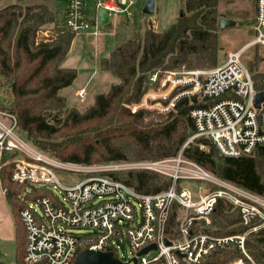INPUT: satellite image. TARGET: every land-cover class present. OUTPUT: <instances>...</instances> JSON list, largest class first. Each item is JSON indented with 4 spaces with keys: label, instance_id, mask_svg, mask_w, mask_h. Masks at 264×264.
Segmentation results:
<instances>
[{
    "label": "trees",
    "instance_id": "obj_1",
    "mask_svg": "<svg viewBox=\"0 0 264 264\" xmlns=\"http://www.w3.org/2000/svg\"><path fill=\"white\" fill-rule=\"evenodd\" d=\"M9 1L0 7V87L6 88L11 99L0 103V109L14 117L16 130L36 152L62 163L100 166L174 159L182 149L184 161L264 200V145L250 155L229 158L221 156L206 138L189 141L195 133L190 110L207 107L211 100L183 97L172 112L157 120L145 111L129 110V105L143 95L142 85L148 74L158 69L213 68L220 64L219 7L231 5L232 0H179L180 10L165 31L156 29L154 21L141 12L146 20L99 59V70L111 74L117 82L97 93L93 103L82 111L68 107L61 94L77 76L75 69L61 66L75 33L57 25L47 5ZM249 56L248 68L243 65L259 91L264 73L256 68L263 57L257 51ZM16 154H0V186L13 217L16 255L22 262L25 239L19 212L27 202L50 194L45 188H32L24 195L27 187L10 180V159ZM104 175L141 194L165 191L171 182L168 175L149 169ZM209 219L204 230L216 237L238 235L249 229L242 225L239 210L224 199L217 201ZM259 223L255 220L250 227ZM169 233L173 237L176 234L175 212L170 217ZM245 247L256 264H264V227L247 236ZM239 255L235 248H226L198 264H225ZM0 264H4L1 259Z\"/></svg>",
    "mask_w": 264,
    "mask_h": 264
},
{
    "label": "built area",
    "instance_id": "obj_2",
    "mask_svg": "<svg viewBox=\"0 0 264 264\" xmlns=\"http://www.w3.org/2000/svg\"><path fill=\"white\" fill-rule=\"evenodd\" d=\"M254 1L252 27L256 37L250 44L264 45V0ZM137 2L64 0L63 26L75 34H92L97 38L106 27L131 23ZM100 14L107 15L106 24L101 22ZM240 55L241 52H230L224 63L210 70L154 72L146 81L149 85L167 88L162 97L169 101L157 108L160 112H172L183 97L211 100L207 107L190 110L195 133L189 141L206 138L221 156L229 158L250 155L255 148L264 145V101L258 109L253 106L255 94L264 92V77L260 81L261 90L256 91ZM174 89L179 91L170 96ZM84 95L83 88L76 91L79 99ZM143 106L155 109L145 102L133 108L136 111ZM15 131L14 117L0 109V154L17 153L10 159L13 162L10 180L27 187L24 195L32 188H45L50 194L27 202L19 212L25 239L22 264H72L77 254L86 249L111 252L122 262L116 254L119 245L123 249L127 245L131 256L123 264H198L214 252L231 247L240 255L225 264H256L245 242L250 233L264 227V200L184 161L182 149L173 159L175 165L168 175L171 181L168 189L141 194L104 175L118 170V165L106 169L70 163L59 165L24 147ZM184 162L193 168L187 178L208 184L203 194L195 197L180 187ZM79 173L85 176L78 178ZM219 199L239 210L242 225L249 227L247 231L216 237L204 230L210 224L209 216ZM174 212L176 234L173 237L169 233V222ZM255 220L260 223L250 227ZM69 228H86L89 232L76 236ZM150 245L155 249L138 255Z\"/></svg>",
    "mask_w": 264,
    "mask_h": 264
},
{
    "label": "rangeland",
    "instance_id": "obj_3",
    "mask_svg": "<svg viewBox=\"0 0 264 264\" xmlns=\"http://www.w3.org/2000/svg\"><path fill=\"white\" fill-rule=\"evenodd\" d=\"M11 1L6 0L0 3V7L9 4ZM152 12L150 15H147L149 20L154 21V27L161 31H165L168 27L174 22L175 17L177 16L179 8V0H153ZM243 9L249 8L251 6V0H242ZM24 5L29 4H44L49 7L53 12L57 25L62 26L64 22V0H26ZM146 4V0H138L136 5V14L131 23H120L116 27H106L101 36L95 38L92 34L78 33L75 34V38L72 41L69 53L63 59L61 66L66 68H73L77 71V76L68 88H65L61 91V94L66 97V103L68 107H75L78 110L82 111L87 106L93 103L94 96L97 93L105 92L111 84L117 82L116 78L109 73H105L99 70L98 63L101 57H105L108 53L122 42L127 39L129 32L137 27L138 23H142L146 20V17L141 14ZM219 13L222 15L221 18H225L228 21H233L234 24H230L224 27V29L217 30L218 40H219V65L225 62L227 55L230 52H241V63L248 68L247 60L250 59L249 55H254L256 51L263 57V62L260 63L259 67L256 68V71L259 73H264V45L250 44L256 37V34L253 30V22L248 21L247 17L249 14H241V19L236 20V14H234V4L229 6H220ZM218 18V19H219ZM219 19V21H220ZM112 21V17L110 18ZM104 45L105 48L102 52L99 51L98 45ZM258 46V47H257ZM104 47V46H103ZM257 47V48H255ZM214 68V67H213ZM212 68H197V69H186L181 67L178 70H162L158 69L154 72H159L161 74L168 71H179V70H210ZM152 72V73H154ZM150 73V74H152ZM148 74V76L150 75ZM147 76V78H148ZM147 79L144 81L142 88L144 90L143 95L138 102L132 103L129 105V110L132 113H140L145 111V113L150 115V118L155 120L159 116H164L169 114L158 111L159 106H165L168 103V99H164L162 95L167 91V88L161 89L157 85H149L146 83ZM83 88L85 90L84 98L81 100L76 97V91ZM179 90L170 91V96L175 95ZM11 99V95L6 88L3 89L0 87V103H8ZM146 103L148 106H155V109L142 107L140 110L137 108L136 111L133 108L134 106L139 105L140 103ZM15 134L19 137L20 142L24 147L30 150L33 153L42 155L45 158H48L55 162L56 164H63L62 162L53 159L47 155L38 153L32 147V144L25 139V137L16 130ZM204 148L203 146H201ZM23 156L24 153H21ZM20 155V154H19ZM6 162V161H5ZM2 159L0 157V166H2ZM118 165V170L116 171H129V170H140L148 167L150 169L158 170L160 173L169 175L172 172V168L175 165L173 159L162 160L154 163L144 162V161H127L124 163L115 164ZM115 165H100L99 169L109 168L110 166ZM63 166H66L64 164ZM166 169V170H165ZM193 168L186 162L181 164V179L180 187L189 191L193 196L203 194L208 189V184L204 181H197L194 179L187 178V173ZM162 170V171H159ZM164 170V171H163ZM85 174L79 173L78 178L84 177ZM63 177V174L61 175ZM2 196V190L0 188V197ZM68 231L76 236L84 235L89 232V229L86 228H69ZM8 232L10 238L8 240H3L0 243V259L4 264H22L20 258L16 255V241L14 234V225L12 216L9 220ZM120 248L116 250L118 258L122 262H127L130 260L131 256L129 255V249L127 245L124 247L119 245ZM24 249H21V251Z\"/></svg>",
    "mask_w": 264,
    "mask_h": 264
},
{
    "label": "water",
    "instance_id": "obj_4",
    "mask_svg": "<svg viewBox=\"0 0 264 264\" xmlns=\"http://www.w3.org/2000/svg\"><path fill=\"white\" fill-rule=\"evenodd\" d=\"M153 0H146V4L142 13L145 15H150L152 12L153 7ZM101 22L106 24L108 21L106 14L99 15ZM234 24L233 21H228L225 18H221L219 21V28L224 29L225 26ZM264 101V92H258L255 94L253 98V106L258 109L261 102ZM168 243V242H167ZM155 249L154 245H150L144 249H142L138 255H144L149 250ZM72 264H123L119 260H117L111 252H100V251H93V250H83L77 254Z\"/></svg>",
    "mask_w": 264,
    "mask_h": 264
},
{
    "label": "crops",
    "instance_id": "obj_5",
    "mask_svg": "<svg viewBox=\"0 0 264 264\" xmlns=\"http://www.w3.org/2000/svg\"><path fill=\"white\" fill-rule=\"evenodd\" d=\"M232 1L234 4V14H236L235 18H237L236 20L241 19V17H242L241 14H249L247 17V20L253 22L254 14H255V1L251 0V3H252L251 6L249 8H246V10L243 9L244 4H243L242 0H232ZM98 47H100L99 51L102 52L105 48V44L104 45L99 44ZM78 90H80V89H78ZM0 188H1V186H0ZM1 190H2V188H1ZM11 216H12V214L10 211L9 204L6 201L5 196H4V192L2 190V196L0 197V243L3 242V240H8V238H10V234L8 232V227H9V220H10ZM12 220H13V217H12Z\"/></svg>",
    "mask_w": 264,
    "mask_h": 264
}]
</instances>
